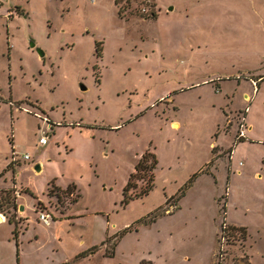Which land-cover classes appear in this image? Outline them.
Masks as SVG:
<instances>
[{
    "label": "rangeland",
    "instance_id": "obj_1",
    "mask_svg": "<svg viewBox=\"0 0 264 264\" xmlns=\"http://www.w3.org/2000/svg\"><path fill=\"white\" fill-rule=\"evenodd\" d=\"M119 1L0 0V264H264V0Z\"/></svg>",
    "mask_w": 264,
    "mask_h": 264
},
{
    "label": "trees",
    "instance_id": "obj_2",
    "mask_svg": "<svg viewBox=\"0 0 264 264\" xmlns=\"http://www.w3.org/2000/svg\"><path fill=\"white\" fill-rule=\"evenodd\" d=\"M119 2H121V1H119V0H115V3L116 4H118ZM147 2H144L143 3V5H146L147 6ZM146 11H142V12H147L148 11V8L146 7ZM123 10V6L121 5L120 7H119V9H118V11H119V14H121V11ZM18 14H22V11H18L17 12ZM151 17L152 18H154L155 17V14H154V11H151ZM100 44H101V42H98V43H96V54H97V56H100L101 55V48L99 47L100 46ZM239 139H241V137L239 138ZM153 158V162L152 163H146L145 162V159H146V156L144 155V156H142L141 157V159L139 160V162L137 163V165H136V168H135V172L136 173H132L131 175H130V178H129V180H128V182H127V185H126V187H125V191L127 192L131 187L133 188L134 186H135V184L133 183V181H132V178L133 177H135V176H137V174L140 172V170H143L142 168H143V166H144V170H146V172H148L149 173V176H148V178H147V185H146V187L142 190V194L143 193H146L149 189H150V187H151V185H152V182H153V180H154V176H153V174H152V169L154 168V164H155V158L154 157H152ZM14 165H15V159L14 160H12V161H10L9 162V164H7L6 166H7V168H10L11 169V171H12V173H15V168H14ZM54 185L52 184V187H53ZM13 192H15V194L17 193V190L15 191V189L12 187V189H9V190H6V193H5V195H4V197H3V200H4V203H6L8 206H14L15 204H16V197H15V195L13 194ZM8 220L9 221H13L11 218H8ZM127 229H124L123 230V232H125ZM96 246H93L91 249H93V248H95ZM89 253H93V251H82V252H80L78 255H77V257L79 258V257H84V256H86L87 254H89Z\"/></svg>",
    "mask_w": 264,
    "mask_h": 264
},
{
    "label": "built area",
    "instance_id": "obj_3",
    "mask_svg": "<svg viewBox=\"0 0 264 264\" xmlns=\"http://www.w3.org/2000/svg\"><path fill=\"white\" fill-rule=\"evenodd\" d=\"M141 10L142 11H146L147 9H146V7H143ZM37 143H38L39 146H45V145H47L49 143V137L47 135H41L39 137ZM23 159L24 160H29L30 159L29 154L25 153L23 155ZM39 219H40L41 222H43L46 225H48L50 223V221H51L50 215L47 214V213H42V212L39 214Z\"/></svg>",
    "mask_w": 264,
    "mask_h": 264
},
{
    "label": "water",
    "instance_id": "obj_4",
    "mask_svg": "<svg viewBox=\"0 0 264 264\" xmlns=\"http://www.w3.org/2000/svg\"><path fill=\"white\" fill-rule=\"evenodd\" d=\"M28 46H29V48H31V49H34L37 53H38V55L40 56V57H44V51H43V49L41 48V47H39V46H37L36 45V42L33 40V39H30L29 41H28ZM86 87L84 86V85H81V89H85ZM35 170L36 171H38L39 169H40V167H39V165L37 164V165H35ZM20 210H22L23 209V206H20V208H19Z\"/></svg>",
    "mask_w": 264,
    "mask_h": 264
},
{
    "label": "crops",
    "instance_id": "obj_5",
    "mask_svg": "<svg viewBox=\"0 0 264 264\" xmlns=\"http://www.w3.org/2000/svg\"><path fill=\"white\" fill-rule=\"evenodd\" d=\"M0 216L2 217L1 220H0V223H1V222L5 221V218H4V216L1 215V214H0ZM80 252H82V251H80ZM80 252H78V253L74 256V259H75V260L84 259V258H86V257H88V256H90V255L92 254V253H89V254H87V255L84 256V257H79V258H78L77 255H78ZM69 262H70V261L65 262V263H62V264H69Z\"/></svg>",
    "mask_w": 264,
    "mask_h": 264
},
{
    "label": "flooded vegetation",
    "instance_id": "obj_6",
    "mask_svg": "<svg viewBox=\"0 0 264 264\" xmlns=\"http://www.w3.org/2000/svg\"><path fill=\"white\" fill-rule=\"evenodd\" d=\"M31 49V48H30ZM7 102H9V100L7 101ZM11 102V101H10ZM12 103V102H11Z\"/></svg>",
    "mask_w": 264,
    "mask_h": 264
}]
</instances>
